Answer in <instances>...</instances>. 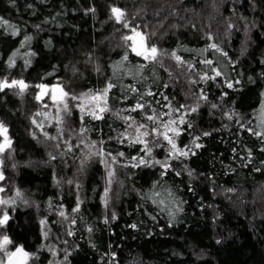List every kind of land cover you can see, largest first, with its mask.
Returning a JSON list of instances; mask_svg holds the SVG:
<instances>
[{
  "label": "trees",
  "instance_id": "16d2710c",
  "mask_svg": "<svg viewBox=\"0 0 264 264\" xmlns=\"http://www.w3.org/2000/svg\"><path fill=\"white\" fill-rule=\"evenodd\" d=\"M113 4L125 8L143 31L154 33L151 42L159 49H175L194 67L162 55L159 63L137 73L134 66L149 62L128 49L129 60L114 69L131 41L126 43L121 38L130 31L114 18L109 19ZM92 6L95 13L85 11ZM0 16L20 30L13 36L11 27H0V79H23L29 84L23 95L17 94L18 88L0 91V121L8 126L13 141L12 150L0 154L5 161V180L0 184L6 190L2 194L12 197L19 188L28 200L25 205L17 199L14 210L6 206L12 218L5 232L15 244L36 253L29 264H64L65 251L70 264H109L110 256L105 254L111 252L117 253L116 264H264V137L247 131L248 127L262 131L259 109L260 93L264 92V0H15V5L0 0ZM24 35L32 39L21 47ZM212 43L228 56L208 47ZM17 48L15 64L9 67L8 57ZM30 51L36 55L26 56ZM25 59H31L27 66ZM206 59L212 60L211 66L203 63ZM212 68L223 75L202 80L205 72L214 75ZM127 69H132L133 75H128ZM109 77L117 85L109 93L111 111L105 112L103 119L85 116L84 123L91 130L87 134L91 140L103 138L107 150L113 154L123 151L128 158L142 155L143 146L129 144L127 138L124 143L118 142V132L127 127L120 117L131 115L140 123L153 124L141 110L127 111L139 99L128 91L129 85L142 94L150 88L154 95L145 98L152 101L158 113L170 111L163 107L168 102L163 96L169 98L172 107L194 105L202 90L207 100L201 99L196 112L181 110L171 117L184 114L191 123V128L187 123L180 126L186 131L177 142L193 151L171 160L172 168L163 177L160 165L123 167L127 160L119 158L121 164L114 165L116 174L105 206L101 199L106 186L105 165L93 157L80 170V160L88 151L84 145L60 155L67 151L63 141L72 130L79 131V110L74 109L71 118L65 117L60 148L56 147L58 141L50 138L57 136L56 125H43V131L49 133L46 137L33 119L40 124L36 110L49 109L43 108L47 99L35 98L39 90L35 85L60 81L66 90L78 94L103 88ZM226 77L233 88L227 87ZM224 92L227 96L222 95ZM124 95L127 100L121 99ZM212 104L218 107L212 108ZM122 109L125 111H120V117L114 115ZM232 109L244 117L240 121L244 128L236 122L237 117L229 120L223 115ZM128 132L135 134L134 128ZM204 132L210 135H202ZM194 137H199L197 143L202 147L192 145ZM158 139L165 146L154 148L153 155L163 160L166 142ZM71 142L77 143L74 135ZM49 153L56 159L49 162ZM156 181L159 184L153 188ZM165 189L174 195L169 197ZM152 191L160 194L154 198L164 199L165 205L172 199L183 201V211L170 217L167 207L145 199ZM77 195L80 209L72 213ZM60 204L70 218L76 219L75 224L59 216ZM113 212L115 220L110 218ZM45 218L47 239L40 223ZM133 223L138 227L131 228ZM68 229L74 235H67ZM48 246L57 251L55 257Z\"/></svg>",
  "mask_w": 264,
  "mask_h": 264
},
{
  "label": "snow or ice",
  "instance_id": "6c2138e0",
  "mask_svg": "<svg viewBox=\"0 0 264 264\" xmlns=\"http://www.w3.org/2000/svg\"><path fill=\"white\" fill-rule=\"evenodd\" d=\"M10 3L15 5V0H10ZM31 7V5H29ZM86 12L95 13L96 8L95 6H92L88 9H85ZM110 12L111 16L109 19H115L117 23H119L122 28L128 29L130 31V34H125L121 38L127 43L128 41H131L130 44H128V47L125 49L124 55L121 57L120 61L115 62L113 65V68L117 65L123 67V63L125 61L129 60L128 55V49L131 50V52L135 53L137 57H143L145 61H148L149 64H138L135 67V70L137 73L142 72L144 69H146L149 65L154 66L156 63H159V57L162 55H170L173 57L178 63H184L187 64L189 68L194 67L191 61H184L181 56L177 55L176 50H172L171 52H168L167 50H161L158 48L157 44L151 42V36L154 35V33L145 32L141 29L140 25H137L134 23L133 19H130L129 13L125 8L118 7L117 5L113 4L110 5ZM9 26L12 29L11 35L15 36L20 33V30L16 27V25L11 24L9 20L4 19V17L0 16V27ZM35 27L39 28V25H36ZM148 25L145 24L144 28H147ZM211 38V37H210ZM32 37L29 35H24V39L21 40L20 45L23 47L27 42L31 41ZM47 43H50L48 41ZM211 49L222 52V55L224 57L228 56L227 52H224L219 45L212 43L208 45ZM207 50V49H205ZM19 53V48L15 49L12 54L8 57V66L12 67L15 64V57ZM28 57L35 56L36 53L34 51H30L29 53L25 54ZM31 63V59H25V66L29 65ZM204 64L211 66L212 60H204ZM162 66V65H161ZM214 73L213 76H208V74L205 72L201 75V79H208L213 80L217 79L223 73L219 71L216 68L211 69ZM96 71L99 73L101 71L100 66H96ZM128 75H133L132 69H127ZM115 70L113 72V75L115 76ZM50 75V74H48ZM251 79V78H250ZM228 88H233L234 84L225 78L224 81ZM117 85L112 82V77H109L108 80L105 83V86L100 89H88L86 92L81 93H74L72 91L66 90V87L62 84V82L57 81V83L54 84H47V83H40L35 85L36 88L40 89L41 92L36 95V99L38 101H43V97L45 95H49L50 99L55 103L57 106V114L52 117L56 121V127H57V136L56 137H50L51 139L57 140L56 147L60 148L59 139L64 135V128L62 125L65 123V117L71 118L73 115V110L78 109L80 112V127L79 131L72 130V135H69L67 139L63 141V144L67 151H62L60 153L61 156L66 155L68 152H71L73 149L80 148L81 145H84L85 148L88 149V151L84 154V156L80 160V170H83L85 167H87L88 162L93 158L96 157L100 160L102 164L105 165V168L107 169V177H106V186L104 189V195L101 197V199L104 201L105 206L108 204V193L110 191V186L113 181V178L115 177V167L116 164H121V160L119 158H125L127 160V164H121L123 167H127L129 164L132 167H140L143 166H155L160 165L161 167V173L160 175L163 177L167 175L168 169L172 168V164L170 163L173 159H180L181 157H187L193 150L189 145H184L183 147H180L178 144V138L180 137L181 133L183 131H186V129L181 128V125H185L187 123V127L191 128L192 125L190 122L186 121V117L184 114L178 116L176 119H172L173 113H180L181 110H185L186 112H196L200 107V101L201 99L207 100V96L204 94L203 90L201 93L197 96L196 103L192 106L189 105H180L179 107H172L171 102L169 101V98L167 96H163L165 101H168L164 104L163 107L169 108L170 111L168 112H159L156 108L152 107V101L147 100L146 96H153V92L151 89H146L145 93H141L140 89L135 87L134 85L128 86V91L131 93L136 94L139 96V99H137L136 103L134 105H130L129 109L127 111L129 112H136L137 110H141L143 112L144 116L148 121H152L153 124L150 127L146 123H140L136 120L134 116L128 115L124 117H120V111L125 110H118L114 113L117 117L122 118L125 123L127 124V127L122 133L117 134V139L119 143H124L125 138H127V141L129 144L135 143L138 145H142L141 152L137 153L136 156H132L130 158L125 157V153L123 151H118L115 154H113L111 151L107 150L104 145L106 141L103 138H98L96 140H91L90 137H88V132L91 131L86 124L84 123L85 116H89L92 119H103V114L107 111H111V108L109 107V93L110 91L115 88ZM165 88L168 87L167 84L164 85ZM18 88L19 91L17 92L18 95H23V93L29 88V84L25 82L23 79H11L9 80L7 77L0 79V91H3L4 89H13ZM163 95V93H161ZM223 96H227V92H224L222 94ZM261 100H260V124L259 127L262 129V131H256L251 127L247 128V131L251 132L253 135L258 137H264V92L260 93ZM121 99L127 100V95H124L121 97ZM72 102V103H70ZM157 104H159V101H156ZM217 104H212V108H217ZM151 110V114H148V110ZM255 111V110H254ZM223 115L227 116L229 120H231L234 116L237 117V123L240 124L241 128H244L245 125L243 123H240L241 120L244 119V117L235 111V109H232L231 112H224ZM169 117L167 120H162L161 117ZM128 121H131V123H128ZM157 121L159 123H157ZM33 123L36 124L37 127L43 131L42 124H38L35 119H33ZM129 128H134L135 134H130L128 132ZM8 126L4 121H0V136L3 137L2 140H0V154L5 153L6 150L11 151L12 150V139L8 135ZM32 135L35 137L36 133L32 132ZM43 135L46 137H49V133L46 131H43ZM75 136L77 143H72V136ZM202 135L208 136L210 135L209 132H204ZM159 137L163 138V141L166 142L167 147V154L165 155L163 160L156 159L153 155L154 148L157 147H164L165 145L158 139ZM109 139H112V137H109ZM199 140V137H194L192 140V145L195 148H200L202 145L200 143H197ZM87 141V143H86ZM94 149V150H93ZM83 151V149H81ZM235 151V149H233ZM249 155H251V149L248 150ZM50 160L56 159L55 156H53L51 153H49ZM147 157V158H146ZM4 158L2 155H0V181L5 180L4 175ZM264 163V162H262ZM15 167V165H13ZM256 171H260V169H256ZM176 175H180L179 172L176 173ZM189 175L191 176L192 173L189 171ZM59 183V181H57ZM69 183H72V181H69ZM159 184L158 181L153 182V188L157 187ZM77 192H79L80 185L77 184ZM5 186L0 184V193L5 192ZM151 191V190H150ZM166 192H168L169 197H172L174 194L171 192L170 189H165ZM228 191H234V189H229ZM160 194L158 192H151V195L145 196V199H151L153 204L161 205L167 207V210L169 212V216L174 218L175 215L178 212L183 211V208L180 207V205L183 203V201L177 202V200L172 199L170 205H165L164 199H156L154 197H158ZM17 199L22 200V202L27 205L28 200L23 198V193L19 188L15 190V195L12 197L4 198L2 195H0V233H4L3 235H0V264H29V261L36 257V253L29 252L25 249L24 245L22 244H15L13 240L10 238L9 235L5 232V226L8 225V222L12 218L10 215L9 207L11 206L14 210L15 204ZM81 201L79 195H77V200L75 207L71 209L72 213H78L80 209ZM51 201H49V207H51ZM59 216L63 217L65 219H70L71 224L76 223L75 218H70L68 214L64 210V205L60 204L59 206ZM112 220H115L117 218L116 213L113 212L110 217ZM105 223H108L109 217L105 216ZM155 219V217H153ZM42 228V234L47 239L49 232L45 230L44 226L47 224V220L42 219L40 221ZM171 223V220L169 221ZM131 228H137L138 225L136 223H133L130 225ZM89 233L93 231L91 227L88 228ZM67 235L72 236L74 235V231L71 229L66 230ZM67 243V241H65ZM219 243V241H217ZM11 246V249L10 247ZM95 247V245H92ZM41 247H45V245H41ZM49 251L52 253V255L55 257L57 255V251L51 247L48 246ZM68 255L69 253L65 251L64 255V264H70L68 261ZM105 255L110 256L109 264H116L114 258L116 257V252L106 253ZM103 259V257H102ZM49 264H56L55 261H49Z\"/></svg>",
  "mask_w": 264,
  "mask_h": 264
},
{
  "label": "rangeland",
  "instance_id": "374dc122",
  "mask_svg": "<svg viewBox=\"0 0 264 264\" xmlns=\"http://www.w3.org/2000/svg\"><path fill=\"white\" fill-rule=\"evenodd\" d=\"M54 83H57V82H54ZM52 83V84H54ZM37 94H38V91H37ZM43 99H47V101L43 102V108L44 107H47L49 109H42L41 111H38V109L36 110V115L38 116L39 118V122L40 124H42V126H51V125H56V121L54 119H52V117H54L56 114H57V106L55 105V103L50 99V96L49 95H45L43 97ZM52 102V104H51ZM72 103V102H70ZM107 173V171H106ZM106 177H107V174H106ZM0 195L3 196L2 193H0ZM4 197V196H3ZM4 198H8V197H4Z\"/></svg>",
  "mask_w": 264,
  "mask_h": 264
},
{
  "label": "water",
  "instance_id": "95a60500",
  "mask_svg": "<svg viewBox=\"0 0 264 264\" xmlns=\"http://www.w3.org/2000/svg\"><path fill=\"white\" fill-rule=\"evenodd\" d=\"M40 92H41V90L39 89V90H38V94H39Z\"/></svg>",
  "mask_w": 264,
  "mask_h": 264
}]
</instances>
